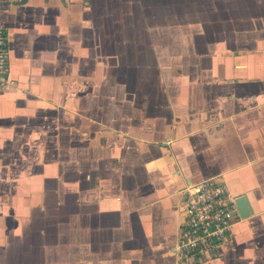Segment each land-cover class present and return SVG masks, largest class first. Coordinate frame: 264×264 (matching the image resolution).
<instances>
[{
	"label": "crops",
	"instance_id": "1",
	"mask_svg": "<svg viewBox=\"0 0 264 264\" xmlns=\"http://www.w3.org/2000/svg\"><path fill=\"white\" fill-rule=\"evenodd\" d=\"M0 23V264H179L208 179L251 213L194 264H264V0H0Z\"/></svg>",
	"mask_w": 264,
	"mask_h": 264
},
{
	"label": "built area",
	"instance_id": "2",
	"mask_svg": "<svg viewBox=\"0 0 264 264\" xmlns=\"http://www.w3.org/2000/svg\"><path fill=\"white\" fill-rule=\"evenodd\" d=\"M14 84L9 76L7 30L0 23V89ZM182 196L184 218L173 254L179 264L208 260L230 233L237 217L235 203L225 185L215 179L188 185Z\"/></svg>",
	"mask_w": 264,
	"mask_h": 264
},
{
	"label": "water",
	"instance_id": "3",
	"mask_svg": "<svg viewBox=\"0 0 264 264\" xmlns=\"http://www.w3.org/2000/svg\"><path fill=\"white\" fill-rule=\"evenodd\" d=\"M240 218H245L251 213L248 200L245 196L237 197L234 201Z\"/></svg>",
	"mask_w": 264,
	"mask_h": 264
}]
</instances>
